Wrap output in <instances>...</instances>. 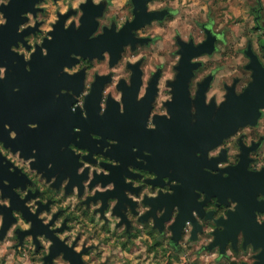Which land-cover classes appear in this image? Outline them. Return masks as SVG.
Listing matches in <instances>:
<instances>
[{"label": "flooded vegetation", "instance_id": "flooded-vegetation-1", "mask_svg": "<svg viewBox=\"0 0 264 264\" xmlns=\"http://www.w3.org/2000/svg\"><path fill=\"white\" fill-rule=\"evenodd\" d=\"M72 2L73 0H44L41 7L34 9L35 0H0V15L5 21L0 27L9 24L5 38L14 41L13 45H16L17 53L27 59L34 53L33 49L37 51L51 35L43 27L45 24L59 25L54 32L52 41H62L64 45L74 47L78 46V41L85 40V44H89L86 47L88 55L84 57L72 53L71 60L68 62V66L74 65L69 68V72L74 76H69L62 70L59 77L64 74V83L75 86L76 89H79V94L83 91L85 78L89 84H93L100 79V76L106 77L105 101L109 96L122 97V88L126 110L121 114L119 103L110 97L107 108L109 113L100 115V100L98 111L92 112L85 118L77 110L76 112L72 111V105L76 103L72 95L69 97L60 95L59 98L56 96L55 101L63 104L61 109L66 112L63 110V115L57 116L53 123L54 128L45 131L50 137L37 136L34 142L31 141L32 139H27L23 142H15L10 147L13 150L22 149L26 157L34 155L32 150L37 149L35 155L38 159L33 167L44 172L49 179L51 176L59 174L61 181L65 177L71 176L72 182L77 183L87 178V170L83 177L76 174V169L82 165L78 163L79 157L68 149V145L77 143L78 146L86 147L92 153H96L104 151V147L108 146L109 138L116 139L119 143L104 154L109 157L114 156L115 159L122 162V165L113 167L111 166L113 162L107 157L100 156L98 159L109 164L104 166L110 167L114 172V181L117 183L115 193L121 199V208L127 201L124 189L131 188L130 185L124 183L123 179L126 174L133 175L128 172L129 164L141 168L147 167L154 172L159 169L163 174L158 178L155 173L134 169L145 177L157 178L158 180L153 183L161 184L155 186V190L159 191L161 195L158 199L146 200L151 205L145 203V206L152 212H146L145 217H141L139 220H123L122 218V224L125 226V231L122 234L131 235L132 232L139 229L136 225H140V229L150 227L165 237L170 233L168 243L178 247V243L172 241V233H174V223L180 210L186 211L187 206H192L191 204L198 206L203 204L198 211L200 215L196 213L197 209L193 210L196 222L200 226L196 236H193L194 224L188 222L182 231L180 230L181 235L176 239L183 240V233L186 230L190 231V241L192 242L198 241L199 235L206 233L212 238L210 243L212 245L217 239V233L223 230V227L218 225V220L220 218L227 219L228 212L234 211L237 203H234L230 198L219 201L218 188L212 183L205 184V182L211 181L219 173L223 178H227L226 170L238 166L244 152H247V156H245V160L248 161L247 170L250 173H261L260 184L255 189L258 191L255 203L264 206V164L261 163L264 159V135L257 138L258 132L255 130L259 124L258 121L255 126L250 125L248 129H242L240 135L224 139L218 145L217 156L214 159L209 160L207 156L208 150L212 148L211 145L214 142L212 138L214 134L213 122L216 119L215 111L217 110L214 102L211 106L209 105L218 98L221 92L224 93L226 102H229L230 92H235L236 95L242 94L254 80L255 72L251 69L253 63L261 64L262 70H264V25H262L263 28L257 27L254 40L250 41L247 48L242 51L247 62L243 66V71H236L239 73L238 77H234L233 48L230 42L231 30L227 25L221 26V22H218L211 6L208 7L205 14L200 15L198 11L194 10L192 16H190L192 14L190 11L181 16V12L175 7L179 1L155 0V3L160 6L153 10L151 14H155V17L149 21L150 13L146 9L147 0H106L104 11L103 6L89 5L86 7L83 26L79 31L74 29L65 31L60 17L67 16L74 9L70 6L61 9L57 5H70ZM25 13H30V15H24ZM100 14H102V19L97 27L95 17ZM37 15H42L44 19L37 20ZM263 20L262 16H256L255 26ZM31 21H36L35 29ZM134 22L135 24L132 26ZM73 23H75V18H73ZM21 24H25L24 31L18 33L17 28ZM91 34L92 39H90ZM100 37L101 45L96 47V44L89 43ZM17 41L21 43L17 44ZM105 50L108 54L102 56ZM259 75H262V72H259ZM132 79L133 85L128 87L125 82L130 83ZM141 85L144 86L142 90L145 92V98L138 100L137 96ZM65 94L68 93L62 95ZM67 103H72L68 111L65 106ZM186 105H190L191 126L186 122L187 113L183 112ZM193 106H196L195 112H191ZM169 115H171V119L167 118ZM198 116L201 119V127H196L194 131L192 127L198 124ZM148 117L153 124L157 123L156 130L146 128ZM194 118L196 123H193ZM75 127H80L83 131L76 133ZM94 132L100 134L103 139L99 140L100 137H97L99 141L93 139L91 134ZM77 136L81 137L79 141H77ZM78 146L73 145V150L86 156L88 153L79 149ZM134 147L139 151L133 152ZM199 149L206 152V159L203 161H200L199 157L197 158L196 153ZM146 150L151 152V156L145 155ZM193 151H195V156L192 154ZM262 153L263 155H261ZM0 156L4 157H0V188L4 189L6 196L12 197L13 207L20 209L13 215L23 217L24 211L25 215L34 222L33 232H47L49 236H52L53 234L24 207L23 201L14 191L16 187H23L29 183V190L38 192V186L51 182L43 173L30 166L25 173L29 176V180L19 170L9 171L10 163H17L16 153L2 142H0ZM137 157L147 160L148 164L137 163ZM4 159L9 161L7 165L3 163ZM85 159L91 161L92 156L85 157ZM219 161L222 163L217 168ZM49 163H52L54 167L49 169ZM202 166L204 167L201 169ZM174 167H177L181 182L170 181L169 177L164 176L172 173ZM205 168H208L207 172ZM92 174L95 175L94 170ZM5 179L11 181L9 186L3 184ZM97 179L106 181L109 178L98 176ZM180 185H184L183 191L180 190ZM149 188L152 189L153 186L150 185ZM134 191L138 190L134 189ZM61 192L63 195H67L66 186L48 191L45 195L49 203H56L60 198L58 193ZM29 198H31V194ZM155 201L158 204L162 203L164 208H168L165 217L155 215V210H153ZM82 204V217L87 219L90 224L95 225V212L99 210L90 214L88 202L85 201ZM177 205L179 207H176ZM158 208H160L159 205ZM0 212L6 214L8 223L14 221L11 209L0 208ZM250 212L253 214L251 215ZM59 215L66 221L61 225L62 228L70 226L72 220L80 219L67 215L66 209H61ZM247 215L243 221L244 228L264 227V211L255 209L250 201L247 205ZM101 216L103 218L102 213ZM55 219L54 216L53 222ZM120 227L121 224H118L117 228ZM106 229H108L107 221L104 227L99 230L93 228L92 236L99 238L101 232L105 233ZM22 230L17 227L11 236L6 233L0 235V244H7L8 248L14 251L19 248V251L16 252H24L28 249V237H23L24 234H20ZM57 231L59 230L57 229ZM92 236L89 238L91 239ZM245 239L244 233H242L239 241L236 240L234 244L232 240L227 241L224 244V249L226 251L228 248L233 249L236 254L247 255L249 263L243 262V264H255L262 248L255 249L252 242L264 244V236L254 235V238L248 240L247 245H244ZM32 245L29 252L33 261H36L44 253L35 246L34 237ZM99 247L100 245H92L93 249ZM214 248L221 249L220 245ZM65 249L69 258L74 260V264H82L79 254L74 253L71 249V251L68 250L59 241L53 249V254ZM102 254L101 250L95 256L90 254V264L92 262L101 264ZM46 259L51 264V257Z\"/></svg>", "mask_w": 264, "mask_h": 264}, {"label": "clouds", "instance_id": "clouds-1", "mask_svg": "<svg viewBox=\"0 0 264 264\" xmlns=\"http://www.w3.org/2000/svg\"><path fill=\"white\" fill-rule=\"evenodd\" d=\"M106 0H73V2L70 5H62L58 4L57 7H60L61 9L65 7H71L74 9L73 12L69 13L67 16H61L60 20L63 21V29L65 31L69 30H76L79 31L83 26V18L86 15V7L89 5H92L94 7H101L103 6V11L105 7ZM264 2V0H262ZM44 3V0H35L34 3V9H37L41 7ZM160 5L155 3V0H147L146 2V9L148 13H152L153 10L156 7H159ZM102 11V14H103ZM102 14L97 15L95 17V21L97 24V27L99 26L100 20L102 19ZM24 15H30V13H25ZM73 18H75V23H73ZM37 20H43L44 17L42 15H37ZM5 23L2 15H0V25H3ZM27 23V22H25ZM33 28H36V21H31ZM59 26V25H58ZM58 26H49L47 24L43 25L45 30L51 35L48 36L47 42H50L54 38V32ZM25 24H21L17 28L18 33H22L24 31ZM92 34L90 36V39H92ZM21 43L20 41H17V44ZM41 54L45 57H47L50 54L49 48L46 46V43L39 48ZM11 51L14 53H17L16 51V45H12ZM36 49H33V52H35ZM108 52L105 50L102 53V56L107 55ZM25 61V69L27 71H32L31 68V61H29L25 56L21 55ZM177 59H179V56H177ZM242 61V56L238 57L236 59V63L240 64ZM134 63V61H133ZM73 66L65 65L63 67V73L68 74L69 76H74L71 72H69V68H72ZM7 68V65L0 66V80L6 79L7 74H5L4 69ZM85 73V72H84ZM79 74V73H77ZM86 77V73H85ZM100 78H104L100 76ZM134 78V77H133ZM98 79V78H97ZM111 79V78H110ZM93 84H89L86 78L84 79V87L83 91L80 94H76L74 91H70L69 89H61L60 93H57V98L61 94L68 93L72 95L76 103L72 105V111L76 112L77 109L81 111V114L87 118L88 112L86 109V98L89 96L90 93L93 91ZM125 84L128 87H131L133 85V79L132 81L125 82ZM144 86L141 85L138 91V100H143L145 98V92L142 90ZM15 92H19V87H16L13 89ZM121 91L123 93L122 97H111L109 96L107 98V101H105V86L102 91V99L100 101V115L103 116L108 108V102L109 98L111 97L115 102L119 103V108L121 114L125 112V104H124V91L121 88ZM224 93L221 92L218 96V98L215 101H212L209 106H211L214 102L215 108L219 110L226 102ZM207 102V101H206ZM196 106H193L191 108V112H195ZM259 111V133L261 135H264V107H260L258 109ZM151 113V112H150ZM150 116V115H149ZM168 119H171V115L167 117ZM193 123H196L195 118L193 119ZM252 123H247L244 125L239 126L231 135L225 137L224 139L232 136H237L241 134L242 129H248ZM5 129L8 131L9 137L13 140L17 139L19 136V133L12 128L11 124H5ZM29 128L36 129L39 127L38 123H29ZM158 127L157 123L153 124L149 117L147 120L146 128L148 130H156ZM74 131L76 133L82 132V128L75 127ZM93 139L99 141L102 140V136L98 133H92L91 134ZM97 137H100L98 140ZM81 139L80 136H77V141ZM223 139V140H224ZM222 140V142H223ZM0 142L4 143L3 140H0ZM221 142V143H222ZM119 143L118 140L109 138L108 140V146L104 147L103 152H96L92 153L90 149L86 147H80L77 145V143H71L68 145V149H70L72 152H74L78 157L79 161L78 163L82 166L78 167L76 169V174L78 176L83 177L87 170V178L82 179L81 181L77 183L72 182V177L67 176L62 181L59 178V174L51 176V179L48 178V176L40 171L38 168L33 167V165L36 163V155L37 149H33L34 155L30 157H26L23 154L22 149L13 150L10 146H8L12 151L16 153V164H11V167L9 168V171L16 172L19 170L23 175L27 177L29 180V176L26 173L29 166L32 169H37L41 173L45 175L48 181L51 183L45 184L43 186H38V192H33L29 190V183L26 186L23 187H16L14 189L15 193L18 195L21 201L24 203V207L29 210L30 214L32 216H35L36 219H38L43 226H45L49 232H51L53 235L49 236L47 232H41V233H35L33 232L34 228V222L33 220L29 219L24 211H23V217L14 216L13 213H18L20 209H16L13 207V200L11 196H6L4 193V189L0 188V208H6L11 209V215L14 218V221L11 223H8L7 216L4 212H0V235L7 234L8 236H11L13 231L20 227L23 230L20 232V234H24L23 237H28V249L32 248V238H35V246L40 248V250L44 253V255L40 258H38L36 261H33L30 252L28 250H25L23 254L16 255V251H19V248H17L15 251H13L10 255L6 257L7 264H49L47 257H51V264H73L72 260L67 258V255L64 251H60L57 254L53 255V249L55 248L56 242H61L64 246H66L68 249H71L74 253L79 254L82 264H90L91 256H95L98 251L101 249H104L103 251V257H100V259L107 258L111 253L105 248L104 245L100 243V240L102 237L97 238L96 236H92V230L95 228L96 230H99V228L104 227L105 222L107 221V228L112 231L116 232L117 234L123 233L125 231V226L122 224V218L123 220H139L141 217H145L146 212H152L148 207L145 206L146 200H154L158 199L161 195L159 191L155 190V186L161 185L159 183H153L157 181V178H148L143 176L141 173H138L134 171V169H141L143 171H147L150 173H155L157 177H159V174L157 172H154L152 170H149L147 167L141 168L136 167L133 164L128 165V172H130L133 175H125L123 177L124 183L127 185H130L131 188H125L124 189V195L127 197V201H125L124 206L121 208V199L119 196L113 195L108 196L107 202H105V199L103 198L110 192H116L117 190V184L114 180L109 181L105 184L103 179L97 180L98 176L103 177H109L112 175L111 169L108 167H105L104 165H109L107 163H103L98 157L103 156L110 159L113 163L111 166L113 167H120L122 165V162L117 159H113L104 153L111 150V147L114 145H117ZM219 143L218 145H220ZM73 145H76L79 147V149L86 151L88 154L86 156L81 155V153L73 150ZM97 147H100V145H97ZM218 146L212 147L208 150L207 156L209 160L214 159L217 156V149ZM139 149L134 147L133 152H138ZM92 156V160L85 159V157ZM146 156H151V152L145 151ZM197 157H201L203 153L197 152ZM3 157V156H0ZM4 158V157H3ZM11 159V158H10ZM94 161V162H93ZM4 164H8V160H3ZM137 163H142L144 165L148 164V161L143 159L142 157H137ZM222 161H219L217 164V168L221 165ZM19 165V166H17ZM54 165L52 163L48 164V168H53ZM208 168H205V171L207 172ZM93 170L95 171V175H93ZM171 178V176H167ZM151 181V182H150ZM165 182V177L163 184ZM3 184L5 186H9L11 184V181L5 179L3 181ZM162 184V185H163ZM58 185V186H57ZM143 185V186H142ZM153 186L152 189L149 188V186ZM66 186L67 195H63V193H58L59 201L56 203H49V200L47 196L45 195L48 191H54L55 189H61L62 187ZM89 186L90 190H89ZM22 189V191H21ZM134 189L138 191H134ZM38 193V194H37ZM31 194V198H29ZM27 197V199H25ZM43 197V199H42ZM39 201V202H38ZM87 201L90 205L88 211L91 214L95 210H99L95 212L94 220L95 225H92L89 223L87 219L82 217L81 210L83 207L82 202ZM95 201L93 204L92 202ZM111 201V203H109ZM148 205H151L147 203ZM135 205V207H133ZM176 207H179L178 205ZM235 207V206H234ZM61 209L67 210V215L69 216H75L79 217L78 220H72L71 225L68 227H61L62 224H65L66 221L59 215L61 212ZM166 208H157L155 210V215L157 217L160 216H166L167 214ZM101 213L103 214V218L101 216ZM135 214V215H133ZM54 216L56 217L55 221L53 222ZM83 221V222H81ZM51 222V223H50ZM190 222L189 220H186V223ZM7 224V227H5ZM121 224L120 228H117V225ZM137 228H140V225H136ZM57 229L59 231H57ZM19 234V235H20ZM242 233H238L235 240L239 241L241 238ZM92 236L90 239L89 237ZM141 238H147L146 236H143ZM139 240H137V243ZM92 245H100L99 248L93 249ZM87 250V251H85ZM117 252H119V249H116ZM91 254V256H90ZM126 253H120V256H124ZM92 264H97V262H92ZM109 264H121L119 259L117 257H114L111 261H109ZM136 264V262H134Z\"/></svg>", "mask_w": 264, "mask_h": 264}, {"label": "water", "instance_id": "water-1", "mask_svg": "<svg viewBox=\"0 0 264 264\" xmlns=\"http://www.w3.org/2000/svg\"><path fill=\"white\" fill-rule=\"evenodd\" d=\"M149 21L154 19L155 14H150ZM135 22L132 24L134 26ZM9 24L0 27V66L7 65L5 68V74H7L6 79L0 80V140L5 142V146H13L15 142H23L27 139H32L34 142L35 137H50L45 131L54 128V120L57 119L58 115H63L66 110L61 109L63 104L55 101L57 93L61 92V89H69L74 91L77 95L79 94V89L71 85H66L65 75L61 74L63 67L68 65L69 60H71V54L81 55L86 57L87 45L85 40L78 41V46H66L62 41L54 40L50 42H45L46 46L50 50V54L45 57L41 54L39 48L34 52L30 58L32 71H27L25 69V61L23 57L11 51L14 41L7 40L5 33H7ZM44 43V44H45ZM91 45L96 44L101 45V37L99 39H94L89 42ZM43 44V45H44ZM121 49V48H120ZM251 69L254 70V80L250 83L249 87L240 95H236L235 92H230L228 95L229 102H226L219 110H216V119L214 120V134L212 138L214 142L211 147L218 146L222 140L231 135L239 126L252 123L251 126L257 124L259 117L258 109L264 107V75L262 66L259 63H253ZM262 72V75H259ZM107 78H100L96 81L93 86L92 93L86 99V109L88 115L92 112L96 113L99 109V101L101 100V91ZM19 87L20 91H13L14 88ZM78 87V86H77ZM62 96H71L70 94H65ZM112 102V101H110ZM72 103H67L65 105L70 110ZM78 113H81L77 109ZM118 111V108L116 112ZM187 113L186 122L190 125V105H186L185 110ZM106 113H109L107 110ZM29 123H38L39 127L32 129L28 127ZM5 124H11L12 128L15 129L19 136L17 139L13 140L9 137L8 131L5 129ZM191 126V125H190ZM196 127H201V119L198 116V124L194 125L192 128L195 131ZM197 152H202L201 157H197L200 161L206 159V152L199 149ZM193 156H195V151H193ZM247 152H244L240 164L234 168H230L227 171L228 177L223 178L221 173L214 176L210 181H206L205 184H213L218 188L217 197L219 201L221 199L230 198L234 203H237L235 210L230 211L227 214V219L220 218L218 220V225L223 227V230L217 233L216 241L210 246V249L220 245L221 250H224V244L232 240L233 244L236 243V236L238 233H244L245 244L247 245L248 240H251L255 236H264V227H246L244 228L243 221L248 216L247 215V205L249 201L253 204L254 208L259 211H264L263 205H258L255 203L256 187L260 184L261 173L249 172L247 170L248 161L245 160ZM114 158V156H111ZM38 157L36 156V160ZM204 166L201 167V169ZM110 168V167H108ZM111 169V168H110ZM169 171V170H168ZM112 175L109 176L108 180L104 181L105 184L109 181L114 180V172L111 169ZM156 172L159 177L163 175L158 169ZM203 172V171H202ZM169 173V172H168ZM164 176H171L170 181L181 182L177 167H174L173 172L165 174ZM98 180V179H97ZM117 184V183H116ZM181 186V185H180ZM184 185L180 187L183 191ZM116 195L115 192H110L103 198L105 202L108 196ZM117 196V195H116ZM95 202V201H94ZM164 208L162 203H154L153 210L158 208ZM192 206H187V210H180L176 221L174 223V234L180 236L183 227L186 224V220L190 219V222L194 224L193 236L195 237L197 231L200 230L199 224L196 222L193 210L197 209L198 213L201 205L191 204ZM196 207V208H195ZM168 209V208H167ZM252 215L253 212H250ZM250 217V216H249ZM252 219V218H250ZM254 222V220H253ZM181 230V231H180ZM180 233V234H179ZM60 243V242H59ZM57 244V242H56ZM255 249L262 248L261 253L258 255V261L255 264H264V244H258L255 241L252 242ZM70 250V249H68ZM71 251V250H70ZM64 252L67 255L66 249ZM58 252H55L57 254ZM53 254V253H52ZM53 254V255H55ZM67 258L69 256L67 255ZM71 260V259H70ZM74 264V260H72Z\"/></svg>", "mask_w": 264, "mask_h": 264}, {"label": "rangeland", "instance_id": "rangeland-1", "mask_svg": "<svg viewBox=\"0 0 264 264\" xmlns=\"http://www.w3.org/2000/svg\"><path fill=\"white\" fill-rule=\"evenodd\" d=\"M115 1V0H112ZM179 4L175 7L183 14L198 11L202 15L206 13L209 6L212 7L221 26H226L231 30L230 42L233 48L232 68L235 71L234 77H238L236 71H243V66L247 62L242 55V51L247 48L248 43L254 40V33L257 27L263 28L264 20L255 26L256 16L264 19V2L262 0H177ZM171 44V42H169ZM242 56L240 64L236 59ZM258 124L256 132L257 138L261 136ZM263 155V153L261 154ZM264 164V159L263 162ZM163 236L150 227L136 229L131 235L114 233L106 229L101 232V244L111 253L107 258L101 259V264H109L114 257H117L121 264H243L249 263L247 255L236 254L233 249L212 248L210 236L206 233L200 234L198 241H190V231L183 233V240L176 239L172 233L173 242L178 243L173 246L168 243L171 234ZM181 235V234H180ZM146 236L147 238H141ZM100 238V237H99ZM137 240L139 242L137 243ZM119 249V252L116 251ZM29 251V249H27ZM14 250L8 248L7 244H0V264H7L6 257ZM104 249H101L103 252ZM120 253H126L120 256ZM23 252H16L21 255ZM103 257V254L102 256Z\"/></svg>", "mask_w": 264, "mask_h": 264}]
</instances>
